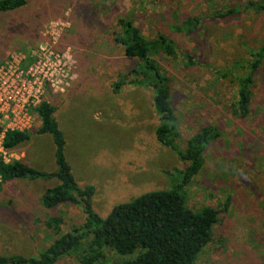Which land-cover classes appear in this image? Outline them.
<instances>
[{"label": "rangeland", "instance_id": "374dc122", "mask_svg": "<svg viewBox=\"0 0 264 264\" xmlns=\"http://www.w3.org/2000/svg\"><path fill=\"white\" fill-rule=\"evenodd\" d=\"M263 5L264 0H29L26 7L0 13V65L9 52L37 46L48 21L69 14L64 40L74 49L80 80L67 94L50 96L76 182L95 188L93 209L107 218L120 204L184 182L185 164L157 137L153 87L127 82L114 90L133 69L138 74L129 81L143 80L144 72L115 41L123 31L119 19L131 18L148 40L170 38L179 57L156 59L171 76L180 145L185 147L203 127L221 133L205 151L201 172L183 187L191 210L220 212L197 264H264V64L247 118L232 113L238 87L218 76V71L248 73L249 51L264 48ZM40 126L16 147L13 161L52 173L57 171L56 147L51 135H38ZM165 171H174L177 181ZM58 184L55 178H20L1 185L0 256L38 257L57 238L84 225L80 205L44 207L43 196ZM54 217L62 218L59 232L46 226ZM104 253L109 264L136 257L111 248ZM58 264L80 263L72 258Z\"/></svg>", "mask_w": 264, "mask_h": 264}, {"label": "trees", "instance_id": "16d2710c", "mask_svg": "<svg viewBox=\"0 0 264 264\" xmlns=\"http://www.w3.org/2000/svg\"><path fill=\"white\" fill-rule=\"evenodd\" d=\"M28 4L29 0H0V13L12 12ZM260 9H264V5ZM117 27L123 31L115 34V41L123 46L126 57L139 61L144 72L143 80L129 81L127 78L137 73L133 69L125 75V79L115 83L114 90L118 92L128 83L153 87V105L160 118L157 137L161 144L173 150L185 164V170L181 172L184 174V182L169 190L143 194L132 202L116 206L107 218L100 217L92 206L95 188H81L67 161L66 137L55 118L57 108L43 102L35 111L41 120L37 133L52 136L56 147L57 171L41 172L22 161H13L2 165L3 181L55 178L59 184L47 190L43 196L44 207L52 209L66 203L80 205L86 222L57 238L38 257L0 256V264H58L72 258L80 264H109L104 253L107 248L121 256L136 255L134 259L125 260L122 264H197L213 238V228L220 212L214 208H205L200 212L191 210L187 206L183 187L201 172L205 164V151L221 133L217 127H203L191 136L185 147L180 145L179 123L171 103V76L156 59L157 56L177 59L179 51L176 44L164 35L148 40L131 18L119 19ZM249 57L250 69L246 74H235L230 70L228 75H223V72L218 71L221 79L229 80L238 87L237 102L232 106V113L240 118H247L251 113L252 89L256 75L264 64V48L257 52L249 51ZM185 58L189 65H196L192 56L186 55ZM237 67L236 63L234 68ZM30 139L29 132H11L6 137V147L15 150ZM167 173L171 175L172 181H177L174 171ZM61 224L60 217L49 218L46 222V226L56 232L60 231Z\"/></svg>", "mask_w": 264, "mask_h": 264}, {"label": "built area", "instance_id": "2783aa9c", "mask_svg": "<svg viewBox=\"0 0 264 264\" xmlns=\"http://www.w3.org/2000/svg\"><path fill=\"white\" fill-rule=\"evenodd\" d=\"M70 27L69 14L48 21L37 46L9 52L0 65V185L2 165L16 158V151L6 147L7 135L34 131L41 124L36 109L52 104L50 95L67 94L79 80L74 49L64 40Z\"/></svg>", "mask_w": 264, "mask_h": 264}, {"label": "crops", "instance_id": "0c3cea01", "mask_svg": "<svg viewBox=\"0 0 264 264\" xmlns=\"http://www.w3.org/2000/svg\"><path fill=\"white\" fill-rule=\"evenodd\" d=\"M73 23H74V22H73ZM71 43H72V44H75V42L73 43L72 41H71ZM75 45H77V44H75ZM77 46H78V45H77ZM79 80H80V78H79ZM79 80H78V81H79ZM78 81H77V82L74 84V86H75V85H77V86H78V84H79V82H78ZM74 86H73V88H74ZM66 147H67V146H66Z\"/></svg>", "mask_w": 264, "mask_h": 264}]
</instances>
